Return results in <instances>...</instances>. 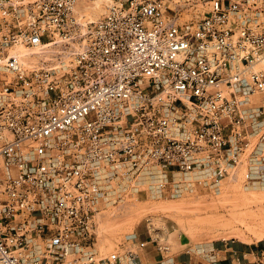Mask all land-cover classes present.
I'll use <instances>...</instances> for the list:
<instances>
[{"label": "built area", "instance_id": "1", "mask_svg": "<svg viewBox=\"0 0 264 264\" xmlns=\"http://www.w3.org/2000/svg\"><path fill=\"white\" fill-rule=\"evenodd\" d=\"M80 1L0 0V264H145L100 252L101 208L264 182V0Z\"/></svg>", "mask_w": 264, "mask_h": 264}, {"label": "rangeland", "instance_id": "2", "mask_svg": "<svg viewBox=\"0 0 264 264\" xmlns=\"http://www.w3.org/2000/svg\"><path fill=\"white\" fill-rule=\"evenodd\" d=\"M109 1L82 0L77 9L90 21H96L105 14ZM162 1L167 7L180 10V21L185 23L196 24L210 12L211 0ZM245 161L237 175L225 179L218 190L197 186L180 196L164 198L147 197L142 192L139 200L126 198L116 206L101 208L98 249L107 256L123 254L127 248L138 254L140 244L149 242L150 246L165 250L167 256L175 257L179 254L196 256L200 248L231 241L262 246L264 182L259 180V174L252 173V164ZM238 217H245L252 231L237 222ZM129 236L136 239L128 241ZM198 258L205 264L202 257Z\"/></svg>", "mask_w": 264, "mask_h": 264}, {"label": "crops", "instance_id": "3", "mask_svg": "<svg viewBox=\"0 0 264 264\" xmlns=\"http://www.w3.org/2000/svg\"><path fill=\"white\" fill-rule=\"evenodd\" d=\"M206 248L208 256H203L199 251L200 254L197 252L196 256L179 254L174 259L177 264H201V259L198 257H202L205 264H236V258H239L242 260V264H249L256 260V255L264 249V244L251 247L240 242L231 241L225 244H211L206 246ZM165 257L166 253L164 251L152 247L149 242H146L140 244L137 263L156 264L165 259Z\"/></svg>", "mask_w": 264, "mask_h": 264}, {"label": "bare ground", "instance_id": "4", "mask_svg": "<svg viewBox=\"0 0 264 264\" xmlns=\"http://www.w3.org/2000/svg\"><path fill=\"white\" fill-rule=\"evenodd\" d=\"M255 198V197H254ZM249 203H247V205H248ZM244 206V205H243ZM236 210V209H235ZM234 214H235V216H236V213H237V215H239V216H241L240 214H238V212H233ZM232 214V213H231ZM232 216H234V215H232ZM246 216H248V215H246ZM212 218V217H211ZM220 218V217H219ZM215 219V218H214ZM204 220V219H203ZM203 220H202V222H203ZM219 220V219H218ZM233 220V219H232ZM247 219H245V217L244 218H237V222H239L240 224H243V225H245L246 227H247V230L250 232V231H252V227H250V223L248 222V221H246ZM201 221V220H200ZM205 221V220H204ZM210 222H211V220H210ZM215 222V221H214ZM214 222H212V223H214ZM207 223V222H206ZM218 224V223H217ZM216 224V225H217ZM226 225V224H225ZM244 226V227H245ZM228 227V226H227ZM231 227V226H230ZM223 230V229H222ZM234 230V229H233ZM232 230V231H233ZM235 232V231H234ZM237 232V231H236ZM252 234V233H251ZM238 235V234H237ZM236 237V236H235ZM243 238L245 237V235L244 236H242ZM224 238H225V236H224ZM239 238V237H238ZM241 238V237H240ZM243 238L242 239H240V240H242L243 241ZM248 238V237H247Z\"/></svg>", "mask_w": 264, "mask_h": 264}]
</instances>
